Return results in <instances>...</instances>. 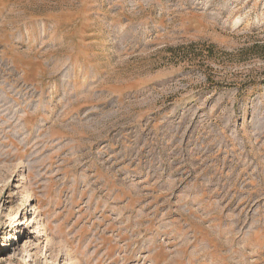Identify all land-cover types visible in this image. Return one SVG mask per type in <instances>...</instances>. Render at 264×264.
<instances>
[{
    "label": "rangeland",
    "instance_id": "obj_1",
    "mask_svg": "<svg viewBox=\"0 0 264 264\" xmlns=\"http://www.w3.org/2000/svg\"><path fill=\"white\" fill-rule=\"evenodd\" d=\"M0 264H264V0H0Z\"/></svg>",
    "mask_w": 264,
    "mask_h": 264
}]
</instances>
